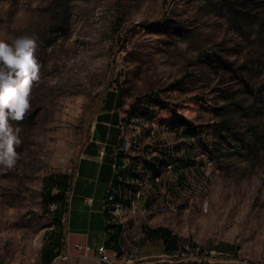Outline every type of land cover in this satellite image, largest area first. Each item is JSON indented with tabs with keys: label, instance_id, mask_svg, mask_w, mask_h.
Masks as SVG:
<instances>
[{
	"label": "rangeland",
	"instance_id": "1",
	"mask_svg": "<svg viewBox=\"0 0 264 264\" xmlns=\"http://www.w3.org/2000/svg\"><path fill=\"white\" fill-rule=\"evenodd\" d=\"M21 36L36 39L41 80L25 119L12 122L19 158L0 165V264H45L43 251L60 246L67 197L49 177L71 186L112 94L121 98L113 129L122 147L129 139L134 171L127 199L149 191L139 201L146 212H127L141 244L160 229L176 250L163 264H186L213 243L233 245L236 261L200 254L203 264H264V0H0V39ZM150 94L166 104H135ZM222 119L243 141L230 136L219 161ZM166 167L174 203L157 207L169 200Z\"/></svg>",
	"mask_w": 264,
	"mask_h": 264
},
{
	"label": "crops",
	"instance_id": "2",
	"mask_svg": "<svg viewBox=\"0 0 264 264\" xmlns=\"http://www.w3.org/2000/svg\"><path fill=\"white\" fill-rule=\"evenodd\" d=\"M121 136L105 139L99 135L90 139L85 153L80 157L71 182V198L65 203L66 220L61 238V244L54 251L59 252L50 260L45 258V264H99L96 249L105 244L111 253H121L125 249L132 251L133 261L130 264H163L165 257L175 255L173 245H166L167 237L161 231H151L144 244L139 241L145 233L131 230L128 226L131 219L127 216L135 214L129 210L127 197L130 191V178L134 171L127 174L124 167L126 155L121 150ZM196 147L191 145L181 162L185 166L192 160L189 156ZM207 153V152H206ZM208 154V153H207ZM195 158V157H192ZM140 164L133 159L132 167ZM112 187L118 194L114 201L108 199V191ZM67 192V191H66ZM66 194V193H65ZM117 205H120L117 209ZM144 210L143 212H146ZM131 216V215H130ZM133 217V216H132ZM135 218V217H134ZM88 244L92 247L89 257H78L75 244ZM68 254L69 258L63 259ZM186 264H203V258L216 256L222 262H234L231 256L236 254L233 245L213 243V245L196 246ZM160 258V259H156Z\"/></svg>",
	"mask_w": 264,
	"mask_h": 264
},
{
	"label": "clouds",
	"instance_id": "3",
	"mask_svg": "<svg viewBox=\"0 0 264 264\" xmlns=\"http://www.w3.org/2000/svg\"><path fill=\"white\" fill-rule=\"evenodd\" d=\"M36 39L21 36L10 43L0 39V165L11 169L18 157L16 148L22 143L19 127L31 105L34 84L41 80V64L36 57Z\"/></svg>",
	"mask_w": 264,
	"mask_h": 264
},
{
	"label": "trees",
	"instance_id": "4",
	"mask_svg": "<svg viewBox=\"0 0 264 264\" xmlns=\"http://www.w3.org/2000/svg\"><path fill=\"white\" fill-rule=\"evenodd\" d=\"M186 81V78H182L179 79L177 81H175L174 83H172V86L175 88H183L184 83ZM146 100H155L163 105H165L166 103H164V101H162V99L158 96V95H154V94H150V95H145L143 97H139L136 101L135 104L137 106H140L141 104H143ZM107 105V111H105L103 114L100 115V119H99V123L97 124L96 128L100 130H103V133H99L98 135L100 136V138L105 139V137L108 135L109 139L112 137H117V134H115L113 129L114 127L117 126L118 124V120H119V115L118 113H111V110H113V108H118L121 106V98L120 96L114 95L112 94V97L106 102ZM217 116L219 115L218 110H216ZM104 124H110L111 127H106V125ZM226 121L224 119H222L221 121H218L217 123H215L214 125V129H213V134H214V142H213V151H212V158L213 159H218L219 161H221L222 157H223V149L225 148V143H229L231 140V137H233L236 140V144H240L241 141H243V138L241 136H239L237 134V132H235L234 134H232L229 131H225V128H228L226 126ZM231 136V137H230ZM238 146V145H235ZM183 161V160H182ZM190 162L188 164H186L185 166L189 165ZM49 180L52 183H55V185L57 187H59V191L57 193L58 197L63 198L64 194L66 193V191L68 190L69 186H68V177L66 175H60L59 178L55 179L53 176L49 177ZM48 199L51 202H55V198L54 196H52L51 192L48 193ZM57 210H58V206H57ZM154 231L159 232L160 229H155ZM47 253L45 255V251L44 252V256L45 258L48 256V259L52 260L55 257V249H46ZM44 258V261H45Z\"/></svg>",
	"mask_w": 264,
	"mask_h": 264
},
{
	"label": "built area",
	"instance_id": "5",
	"mask_svg": "<svg viewBox=\"0 0 264 264\" xmlns=\"http://www.w3.org/2000/svg\"><path fill=\"white\" fill-rule=\"evenodd\" d=\"M128 142L129 139L126 142V145H124V147L121 148V150L125 153L126 158H125V162H124V167H127V165H129L130 163H127V154H128ZM172 169V167H166V169H164L161 172V176H164V185H161V193L163 192H167L169 195V200L160 201L159 203H157V207H171L172 203L171 202L172 199H174L175 197L173 196L172 193V179L167 176L166 173H170V170ZM112 192V187L109 189L108 191V195L107 197H109V194ZM149 191L146 192H139V196L140 195H148ZM66 202H68L71 198V189L70 187L68 188L67 192H66ZM179 201H177L175 199V203H177ZM138 205H145V210H146V203H139V198H137L136 203L134 205V211H135V218L138 214H136V207ZM66 217V216H64ZM75 248L77 249L78 253L77 256L78 257H89L91 252H92V247L88 244H80L77 243L75 244ZM96 252L98 254V259H99V264H130L133 261L132 258V251L130 249H125L123 250L121 253H111V251L108 249V247L105 244L99 245L96 249ZM69 258V255L66 254L63 259H67Z\"/></svg>",
	"mask_w": 264,
	"mask_h": 264
},
{
	"label": "bare ground",
	"instance_id": "6",
	"mask_svg": "<svg viewBox=\"0 0 264 264\" xmlns=\"http://www.w3.org/2000/svg\"><path fill=\"white\" fill-rule=\"evenodd\" d=\"M155 179H156V181H160L161 177H160V176H157V177H155ZM139 192H142V190H141V189H133V190L131 191L130 198L127 199V200L129 201V203H130V206H131L132 211H134V205H135V203H136L137 198H139V201H140V197H141V195L139 196ZM117 198H118L117 191H116L115 189H112V192L109 194L108 199L111 200V201H114V200H116ZM116 207H117V209H119L120 205H117ZM140 207H141V205H138V206L136 207V211H137L138 208H140ZM134 212H135V211H134ZM64 216H65V214H64L63 217H62L63 221L66 220V217H64Z\"/></svg>",
	"mask_w": 264,
	"mask_h": 264
}]
</instances>
